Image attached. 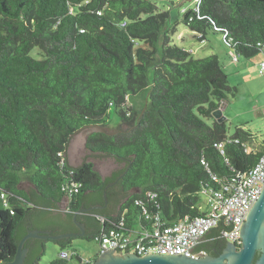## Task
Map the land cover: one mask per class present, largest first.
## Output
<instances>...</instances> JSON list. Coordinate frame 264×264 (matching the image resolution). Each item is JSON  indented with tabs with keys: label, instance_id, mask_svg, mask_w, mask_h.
Wrapping results in <instances>:
<instances>
[{
	"label": "trees",
	"instance_id": "1",
	"mask_svg": "<svg viewBox=\"0 0 264 264\" xmlns=\"http://www.w3.org/2000/svg\"><path fill=\"white\" fill-rule=\"evenodd\" d=\"M168 17L153 0H0V264L13 259L28 228L79 231L74 214L103 204L112 182L107 200L121 196L113 210L76 214L93 221L86 240L100 237L97 216L147 229L155 216L166 224L199 217L203 192L254 165L261 151L245 143L255 134L237 124L228 135L227 120L212 115L236 87L217 55L194 58L171 43ZM181 21L200 40L208 29L220 32L236 61L264 50V0H200ZM137 93L145 95L140 111L127 105ZM111 108L117 128L88 133V156L70 165L72 136L108 126ZM101 157L120 169L102 176L93 162ZM218 233L210 230L196 250L218 255ZM73 239L52 242L75 252ZM50 241L28 239L22 264H41ZM71 261L59 255L47 264Z\"/></svg>",
	"mask_w": 264,
	"mask_h": 264
},
{
	"label": "built area",
	"instance_id": "2",
	"mask_svg": "<svg viewBox=\"0 0 264 264\" xmlns=\"http://www.w3.org/2000/svg\"><path fill=\"white\" fill-rule=\"evenodd\" d=\"M200 0H195L199 3ZM225 37V36H223ZM191 51V50H189ZM264 55V50H263ZM237 57L234 55L233 60ZM260 72H264V60L259 63ZM245 146V145H244ZM219 148L221 145L218 146ZM246 149V148H245ZM222 152V150H221ZM204 163V161H202ZM264 185V149L261 150L253 166L238 179L232 182L222 183L217 190L211 193L203 192L207 195L208 208L202 211L199 217L191 218L185 215L180 220L166 224L155 216L152 227L142 226L133 219L134 224L128 225L122 216L117 221L97 216L103 224L98 241V253L112 249H123V253L132 252L137 255L156 253L161 255H185L199 257L205 254L203 251L190 252L202 235L209 229L217 226V221L228 230H219L216 237H224L226 242H231L237 246L241 244L239 228L245 220L250 208L257 200ZM79 184H74L77 191ZM153 199L155 194L149 193ZM134 204L142 205L143 201L136 199ZM157 205V203H156ZM147 219V209L143 206L140 217ZM74 253L69 250L60 251L61 257L70 258Z\"/></svg>",
	"mask_w": 264,
	"mask_h": 264
},
{
	"label": "rangeland",
	"instance_id": "3",
	"mask_svg": "<svg viewBox=\"0 0 264 264\" xmlns=\"http://www.w3.org/2000/svg\"><path fill=\"white\" fill-rule=\"evenodd\" d=\"M158 9L167 11L169 17L165 23L166 27L175 29L171 35V43L176 44L186 50H191L194 58H204L208 55H217L220 65L225 73L228 74V83L231 87H236L235 95H229L228 100L222 106V115L227 117V112L231 119L227 122V134L231 135L237 121L248 120L251 117H256V112H263V108L255 109L252 102H264V73L260 72L259 62L264 58L261 52H258L250 58L239 56L238 60H233L234 52L224 40L220 32L213 29H208L205 38L200 40L197 35L193 34L181 21L184 9L193 8L195 0H153ZM37 49L33 50L36 54ZM130 102L127 105H132L136 111H140L145 102L144 93H137L130 96ZM252 105V106H251ZM226 110L225 111V107ZM264 119V114H263ZM258 120V119H257ZM209 121V120H208ZM207 121V122H208ZM119 116L113 108L109 111V123L104 128L95 130L113 131L117 128ZM253 128L257 129L256 122L253 123ZM259 124V121H257ZM257 133V139L264 143V126ZM247 128V126H246ZM83 136L82 144L84 149L88 133ZM246 149L251 151V141L246 142ZM87 151V150H86ZM200 209L205 211L208 208L207 195L202 193L200 196ZM65 210V203L60 204L59 212ZM71 247L77 250L84 258L93 257L99 251V244L96 241L75 238L71 242ZM60 247L52 241L46 244V253L41 258V264H47L49 261L57 258L60 253ZM74 264V260L70 262Z\"/></svg>",
	"mask_w": 264,
	"mask_h": 264
},
{
	"label": "water",
	"instance_id": "4",
	"mask_svg": "<svg viewBox=\"0 0 264 264\" xmlns=\"http://www.w3.org/2000/svg\"><path fill=\"white\" fill-rule=\"evenodd\" d=\"M213 117L217 120H223L222 109H217L213 112ZM98 129L96 127L84 128L75 133L69 143L66 156L68 162L72 166L79 165L88 156V152L84 149L82 140L83 136L90 130ZM88 160H93L88 158ZM95 168L102 174V176L109 175L112 171L120 169L121 165L111 157H101L94 159ZM114 184V182L107 185L104 189V203L97 204L90 207L79 209L73 216V221L79 232H60L54 233L51 229H31L28 228L25 235L20 239L17 245L15 255L12 260L6 264H22L27 254L28 249L24 247L25 242L30 238L49 239L51 241H59L70 237H78L84 234V225L76 219L78 212H86L92 209H100L106 206L107 196L106 188ZM219 230H228L217 221ZM215 227V228H216ZM214 228L207 230L199 240L205 239L206 234ZM241 237V244L237 246L231 242H226L225 246L218 255L204 254L199 257H191L185 255H161L156 253H148L145 255H137L132 252L123 253V249L106 250L95 254L93 264H264V185L262 190L250 208L247 216L239 228ZM218 235H221L218 233ZM217 235V236H218ZM216 237V236H214ZM224 239V237H221ZM196 244L190 250H196ZM75 253V252H73ZM258 255V256H257ZM257 256V257H256ZM75 259L80 261V257L75 255Z\"/></svg>",
	"mask_w": 264,
	"mask_h": 264
},
{
	"label": "flooded vegetation",
	"instance_id": "5",
	"mask_svg": "<svg viewBox=\"0 0 264 264\" xmlns=\"http://www.w3.org/2000/svg\"><path fill=\"white\" fill-rule=\"evenodd\" d=\"M120 192L118 191H114L111 196L110 199L107 201V204L105 207L100 208L103 210H108L111 211L114 208V205L116 203V201L119 200L120 198ZM100 204V203H99ZM89 211V210H88ZM88 211L84 212L87 213ZM81 223H83L84 225V234L82 236H78V237H74V238H82L85 239L84 237L88 234H91L94 228V224L93 221L90 218H86L82 221H80ZM73 232H79L78 230L73 231ZM226 241H221L220 244H218L216 247H212V251L215 253L219 252V248H221L222 246H225ZM223 249V248H222ZM70 253H72L73 251L69 250ZM221 252V251H220ZM75 255H78L80 257V261H77L75 259ZM71 259L74 260V264H93L94 260H95V256L93 257H83L77 250L75 251L74 255L71 256Z\"/></svg>",
	"mask_w": 264,
	"mask_h": 264
},
{
	"label": "crops",
	"instance_id": "6",
	"mask_svg": "<svg viewBox=\"0 0 264 264\" xmlns=\"http://www.w3.org/2000/svg\"><path fill=\"white\" fill-rule=\"evenodd\" d=\"M262 55H263V53H262ZM263 57H264V55H263ZM264 60V58L261 60V61H263ZM260 61V62H261ZM259 62V63H260ZM252 105H254V107H255V109L257 110L258 108H263V112L262 111H260L259 113H257L256 112V117H251V119L249 118L248 120H243V121H237L236 123L237 124H244L245 126H247L254 134H255V137L251 140V146H252V148H251V151H261V150H263L264 149V143H262V142H260L258 139H257V133L259 132V131H261L263 128H260L259 126H264V119H263V114H264V102H260V104H259V102L257 103V102H252ZM251 105V106H252ZM225 108V111H227L226 110V106L224 107ZM227 117L225 116L224 118L227 120V122H228V120H230L231 119V117H230V115L228 114V112H227ZM258 119V120H257ZM256 122V124L255 125H257V129L255 130V128H253V124H251V123H253V122ZM257 121H259V124H257ZM250 142V141H249Z\"/></svg>",
	"mask_w": 264,
	"mask_h": 264
}]
</instances>
